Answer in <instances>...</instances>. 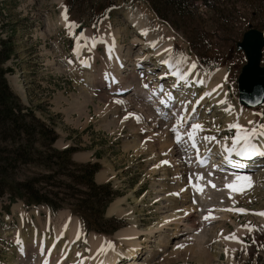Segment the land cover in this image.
<instances>
[{
    "label": "rangeland",
    "instance_id": "rangeland-1",
    "mask_svg": "<svg viewBox=\"0 0 264 264\" xmlns=\"http://www.w3.org/2000/svg\"><path fill=\"white\" fill-rule=\"evenodd\" d=\"M213 1L215 7L200 5L194 17L175 24L159 17L149 0H0L3 36L12 35L17 51L3 65L8 69L6 79L12 91L21 104L55 128L59 134L55 149L76 147L72 159L77 164L70 165L71 171L82 163L99 162L101 169L95 180L110 182L118 192L104 214V221L113 222L100 224L107 233L86 232L82 217L70 208L67 189L52 188L46 180L37 185L58 192L59 198L65 195L67 201H62L64 207L58 210L45 204L28 205L23 197H10L17 184L19 187L53 174L58 168L39 160L16 162L18 166L6 176V191L0 198V264H42L49 245L39 252L41 242H32L34 234L49 237L60 232L68 236L76 231H69L65 223L77 219L81 239L64 264H95L93 260L100 254L99 250L93 252L89 243L93 234L107 239L109 247L104 256L110 257L112 248L118 253L116 264H264V215L258 214L264 213V145L251 158L225 151L232 148L237 132L229 125L243 126L235 115L249 113L254 120L250 130L264 124V103L247 107L239 101L238 77L247 56L237 49L249 29L264 32V0ZM170 6L163 3L161 9L175 20L177 14L169 13ZM228 8L233 11L231 15L224 12ZM137 14L146 18L149 34L160 39L167 31L174 42L171 54H185L194 60L203 78L220 69L226 71L222 90L213 94L218 99L226 92L224 103L217 106L207 100L197 105V96L205 95L206 87L202 84L196 88L185 99L188 113L183 116L182 132L175 115L170 114L171 107L155 108L156 99L147 96L143 100L134 89L110 91L106 80L97 75L110 71V60L120 48L123 76L138 72L140 78L139 71L146 70L154 84L152 76L167 71V63L159 68L154 65L157 59L164 61L160 58L163 52L155 50L144 58L147 48L135 41L128 26L134 28L135 24L128 18ZM261 63L264 65V48ZM93 68L97 74L91 73ZM157 81L169 88L171 79L158 77ZM193 123L203 126V131L194 136L199 155L187 135ZM174 127L181 136L180 143L176 142ZM205 136L216 139L209 143L203 140ZM2 145L5 143L0 141ZM44 156L38 153L36 157ZM200 176L203 179H198ZM236 176L246 178L237 180ZM55 181L67 182V174L57 176ZM19 189L26 192L23 186ZM173 192L176 194L171 195ZM116 203L121 204L122 213L112 212ZM188 209H192L191 225L183 220L177 229L170 230L177 224L172 219ZM113 219L125 225L112 232L117 224ZM151 226L156 230L149 234L146 230ZM19 235L30 239L22 243ZM232 235L235 239H225ZM160 236L163 241H159ZM65 239L57 243L59 248L50 257V264L61 257ZM136 244L140 249L136 261L128 262L124 253Z\"/></svg>",
    "mask_w": 264,
    "mask_h": 264
},
{
    "label": "trees",
    "instance_id": "trees-1",
    "mask_svg": "<svg viewBox=\"0 0 264 264\" xmlns=\"http://www.w3.org/2000/svg\"><path fill=\"white\" fill-rule=\"evenodd\" d=\"M152 8L159 17L165 21L186 23L197 14L196 9L200 5L215 7L213 0H149ZM163 3L170 4L169 13H176V19H169L167 10L161 9ZM224 12L229 15L233 11L229 8ZM4 27L0 24V141L5 145L0 147V198L6 191L5 181L11 168L18 166V163L28 164L35 160L52 166L56 164V171L53 174L43 175L41 178L27 181L20 184L12 191L10 197L26 198V203L45 204L52 210H58L64 207L62 201L64 198L57 197L58 192L53 190H44L43 186H37L42 180L48 181L47 185L52 188H62L70 191L71 209L74 213L82 217L85 229L107 233V230L100 227L101 223L110 224L113 221H104L105 209L118 193L112 189L110 182L98 183L95 180L96 173L101 169L99 162H87L79 165L76 171L70 170V165L77 164L73 161V153L76 147L69 146L64 149H55L54 144L59 138L55 128L49 123L39 119L35 113L28 107L21 104L19 98L12 91L7 82V68L3 65L13 55L17 54L15 41L11 34L3 36ZM38 148H40L38 150ZM48 152V153H46ZM45 155L40 158L36 157ZM46 153V154H45ZM14 162V164H13ZM54 169V168H53ZM67 174V182H56L55 178ZM40 182V183H41ZM25 187L26 192L22 193L19 189ZM25 196V197H24ZM115 224L111 231L115 232L125 225L122 220L113 219Z\"/></svg>",
    "mask_w": 264,
    "mask_h": 264
},
{
    "label": "bare ground",
    "instance_id": "bare-ground-1",
    "mask_svg": "<svg viewBox=\"0 0 264 264\" xmlns=\"http://www.w3.org/2000/svg\"><path fill=\"white\" fill-rule=\"evenodd\" d=\"M128 19L131 23L135 24L134 28H132V27H130V25H128L129 28H131V30H132L131 32L134 33L135 41H137L139 43L141 42L143 44V46H145L147 48V50L143 52L144 58H148V56H150L152 54V52H154L155 50H156L155 52L158 51L159 54L161 52H163L162 55H160V58H164V61H161V59L159 58L160 60H158V59L155 60L154 65L157 68H159L162 63L164 65L165 61H167V65L166 64L165 65L169 66V67H167V71L166 70L164 72L160 71L157 75L152 76V80H156V81H153L154 84H152V81L150 80L151 76H146V70H145V73H144V70H143V72H142V70L139 71L140 78L137 76L138 72H132V73H129V76L128 75L123 76L121 74V65L124 66V64H123L124 58H122L121 48L119 50L116 49V51L114 52V56L110 60V71L106 72L109 74H106V73L97 74L94 71V68L91 70L92 74H97L98 76L101 75V78L106 80V82L110 88L109 89L110 91H118L119 89H125V90H131L132 91V89H134L133 92L135 94H137V96L143 98V100H145V99L147 100V96L148 97L150 96L151 100L156 99L154 101V103H155L154 107L155 108L158 107V105L162 106L163 108H166V109L168 107L169 108L171 107L172 109L170 111V114L173 113L175 115V120H176L175 122L177 123V125L180 126L179 131H181V132L183 131V129L185 127V119L183 118V116L186 113V111L188 110V108H187L188 103L185 99L189 98L192 93L194 94V91L196 88L203 86V85H204V87H206L205 95H198L197 99H196V100H199L201 104L202 103L204 104L208 100L209 102L214 101V103L217 106H219V104H221V103H219V101L225 100L224 97L227 94L226 92L223 95H221L220 97H218V99H216L215 96H213V94L218 93L220 90H222V84L221 83L226 78V71L225 70H223V69L217 70V71L213 72L208 79L203 78L202 74L198 71L197 67H195L194 70L191 68V64L194 63V60L190 59L185 54H179V55H175V56H173L171 54L172 53L171 49H172L174 42H173V40H171L170 34L167 31L164 30L163 36L161 34L162 37L160 39H158L155 34H152V33L149 34L150 31L149 32L146 31L147 30L146 22H145L146 18L137 14V15H134L133 17L129 16ZM137 32L141 34L140 37L138 35H136V34H138ZM119 33H121V32H119ZM116 47L117 46H114V49ZM166 50H168V51H166ZM155 54H157V53H155ZM88 63H89V61H88ZM169 71H172L169 74L170 77H166V76H169V75H167L168 73H166ZM175 73H176V77L174 76ZM137 77L139 79H137ZM158 77L159 78L165 77V79H168V80L171 79L169 84H167L169 86V88L167 87V85H166L167 88H165L164 85H162L161 81L159 83L157 81ZM184 77H187V79H184ZM200 81H203V83H201ZM97 85H99V84H97ZM145 85H147V87H145ZM212 89H216V92H212ZM210 92L212 93L211 95H206V93H210ZM184 95H187V96H184ZM170 96L172 98H170ZM201 97H203L202 100L200 99ZM209 104H212V103H209ZM149 108H151V106ZM237 111H238V113L241 112V111L239 112L238 109H237ZM233 114H234V112H233ZM235 116L237 118L236 120L243 123L242 125L246 129H249V127H251V125H252V124L248 123L249 121H252L254 123V120H252L249 113H243L240 116L239 115L238 116L235 115ZM253 143L257 144L258 149L261 150L262 146L264 145V137L254 138ZM236 147H237V149L242 148L243 142L241 144L236 145ZM201 161L202 160L200 159V162ZM173 180H174V178H172L169 182L172 183ZM174 194H176V192H173L171 195H174ZM120 206H121L120 203L114 204L112 206V212L118 213V214L122 213L123 210H122V208L120 209ZM108 210H109V208H108ZM191 212H192V209H188V210H185V211L179 212V213L177 212L178 213L177 218L172 219L173 222L174 223L176 222L177 224L175 225V227H171L170 230L177 229L180 226V223H183V220H184V222H187L186 223L187 225H191V221H190ZM164 223H165V221H164ZM65 225L67 226L69 231H71V232L76 231V233H72L68 236H65V234L62 235L60 232L59 233L56 232L54 236L49 235V237H48L46 235H43V236L39 235V233L37 232L32 237L33 243H36L38 241L41 242V246H39L40 250L38 249L39 252L43 251L42 249H44L45 245L46 246L49 245L48 246L49 247L48 254H45L47 256H46L44 262L43 261H42L43 263L41 262L42 264H50V257L52 256L53 252L57 248H59L57 246V243L61 239L66 237L65 240H67V245L64 248H61V252H62L61 257L59 258V260L55 261L54 263L52 261L53 264H64L66 257L71 253L73 245L80 241V239H81V232H80L81 223H80V221L78 219L74 220L73 222L67 221L65 223ZM160 226H162V225H160ZM155 227L156 226H151L149 229L146 230V232H148L149 234H152L154 232V230H156ZM131 230L134 231L135 230L134 227ZM17 237H18V239H22V241H23L22 243H26L30 239V238L27 239L26 237H23L20 235ZM160 240L163 241L162 236L159 237V241ZM106 241H107V239L104 238L103 236H96L95 234H93L89 239V243L93 249V252L99 250V254H100L94 258L93 261L95 264H116L119 260L118 253L115 250H113L114 248H112V250L110 252V257H106L103 255L108 250V247H109V243H108V241L107 242ZM49 242H50V244H49ZM133 242H136V240L130 241V243H133ZM139 250H140L139 246L136 244L135 248L132 247L130 250L125 251L124 255H125L126 260L128 262H131V263L134 262L133 261L134 259L136 261L135 257L137 255V253H139Z\"/></svg>",
    "mask_w": 264,
    "mask_h": 264
},
{
    "label": "water",
    "instance_id": "water-1",
    "mask_svg": "<svg viewBox=\"0 0 264 264\" xmlns=\"http://www.w3.org/2000/svg\"><path fill=\"white\" fill-rule=\"evenodd\" d=\"M238 50H244L247 63L238 78L240 102L248 107L264 103V66L261 65L264 48V32L251 28L237 43Z\"/></svg>",
    "mask_w": 264,
    "mask_h": 264
},
{
    "label": "snow or ice",
    "instance_id": "snow-or-ice-1",
    "mask_svg": "<svg viewBox=\"0 0 264 264\" xmlns=\"http://www.w3.org/2000/svg\"><path fill=\"white\" fill-rule=\"evenodd\" d=\"M65 19L67 20V16L65 15ZM74 26V25H73ZM83 39H88L87 37H82ZM94 43V42H93ZM168 51V50H166ZM165 63H167V61H165ZM196 67V65L193 63L191 64V68L194 70ZM184 79H187V77H184ZM201 83H203V81H200ZM145 87H147V85H145ZM219 87V86H218ZM213 91H215V89H213ZM212 93H206V95H211ZM201 100L203 99V97L200 98ZM117 103H119V101H117ZM191 103V102H189ZM197 104L200 103V101L198 100L196 102ZM219 103H224L223 100L219 101ZM193 113L196 112V108L193 107L191 110ZM225 111H229V109H225ZM127 118V117H126ZM249 124H253L252 121L248 122ZM191 131H189L187 133L189 140H192V144L191 147L192 148H196L197 149V154L199 155V149L197 148V144L195 142V133L197 131H203V126L199 123H193L191 124ZM229 128H235L237 129L236 135L235 137L232 139V148L228 149L226 148L225 151H227L229 153V155H231V153L235 152L236 155L238 156H244L247 158H251L252 154L258 151V147L257 144L253 143V139L254 138H260V137H264V124H261L259 126H254L251 128V130L244 128L243 126L239 125L238 123L236 124H230ZM174 132H177V128H173ZM216 138L214 136H205L203 137V140L206 142H212L213 140H215ZM243 141V147L240 149H237L236 145L240 142ZM176 142L180 143L181 142V136L179 134V132H177L176 135ZM209 152L211 151V149H207ZM264 154V153H261ZM167 163V162H165ZM215 167V166H213ZM209 175H211V173H209ZM242 178H246V177H241V176H236L235 179L239 180ZM198 179H203L202 176L198 177ZM209 184H211V186L213 188H216V185L214 183H212L211 181H208ZM231 185L226 184L225 187H230ZM219 190V189H218ZM238 211L240 212H244V209H239ZM259 215H264V213H258ZM205 220L209 219V216H205L204 217ZM247 227V225L245 226ZM251 230V229H250ZM225 239H235V236H229V237H225ZM179 247V246H178Z\"/></svg>",
    "mask_w": 264,
    "mask_h": 264
}]
</instances>
